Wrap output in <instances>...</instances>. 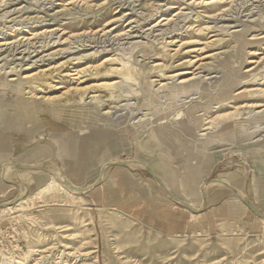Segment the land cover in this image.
Returning <instances> with one entry per match:
<instances>
[{"label": "rangeland", "instance_id": "rangeland-1", "mask_svg": "<svg viewBox=\"0 0 264 264\" xmlns=\"http://www.w3.org/2000/svg\"><path fill=\"white\" fill-rule=\"evenodd\" d=\"M19 184L0 264H264V0H0Z\"/></svg>", "mask_w": 264, "mask_h": 264}, {"label": "bare ground", "instance_id": "bare-ground-1", "mask_svg": "<svg viewBox=\"0 0 264 264\" xmlns=\"http://www.w3.org/2000/svg\"><path fill=\"white\" fill-rule=\"evenodd\" d=\"M187 81V80H186ZM186 81H183V83H186ZM181 83V82H180ZM38 100L41 98V97H36ZM143 167H145L143 165ZM32 166H28V168L26 170H35V169H31ZM145 168H148V167H145ZM53 174L54 176H56L57 178V181L60 182L65 188L67 189H70L72 193H77V192H80V191H83L82 188L74 185V183L72 184L69 180L66 179V177H64L60 172H54L53 171ZM9 178H10V172H9ZM100 182V181H99ZM16 184V183H15ZM52 186V185H51ZM27 188V186H26ZM26 194H22V196L18 199H16L15 201L11 202V203H8L6 205H0V209L1 208H9V207H12L14 205H16L19 201H21L24 197H25ZM238 196V195H237ZM244 204H246V197L243 195V194H240L239 196ZM247 205V204H246ZM13 208V207H12ZM19 208V207H18ZM255 213V212H254ZM256 214V213H255ZM257 215V214H256ZM258 216V215H257ZM260 217V216H259ZM260 218H264V217H260Z\"/></svg>", "mask_w": 264, "mask_h": 264}, {"label": "crops", "instance_id": "crops-1", "mask_svg": "<svg viewBox=\"0 0 264 264\" xmlns=\"http://www.w3.org/2000/svg\"><path fill=\"white\" fill-rule=\"evenodd\" d=\"M137 165H139L140 166V164H137ZM141 166H143V165H141ZM104 169V168H103ZM11 172V170H10V167H4V170H3V173H2V176H3V179L5 180V181H7V182H11L10 181V178H9V172ZM8 173V174H7ZM50 174H51V176H53L54 177V179H56L57 180V178H56V176H54V174H53V172L52 171H50L49 172ZM61 174L64 176V177H66L62 172H61ZM102 175H103V170L101 171V173H100V175H99V180L101 181L102 180ZM72 182V181H71ZM214 183H216V184H218V185H223V186H230V183L227 181V180H219L218 182H214ZM74 184H76V183H74ZM100 182L98 183V185L97 186H99L100 187ZM76 185H78V184H76ZM19 186H20V189L21 190H24V194H28V192H29V187L27 186V188H26V185H22V184H19ZM79 186V185H78ZM90 189H96L95 188V186L94 187H91ZM97 190V189H96ZM240 194L241 193H237V195H238V197L240 196ZM26 195H25V197H26ZM24 197V198H25ZM23 198V199H24ZM23 201V200H22ZM255 205H257L256 207L258 208V210L261 212V213H263L264 214V208H262L260 205H258V204H256L255 203ZM263 220H264V218H262Z\"/></svg>", "mask_w": 264, "mask_h": 264}, {"label": "water", "instance_id": "water-1", "mask_svg": "<svg viewBox=\"0 0 264 264\" xmlns=\"http://www.w3.org/2000/svg\"><path fill=\"white\" fill-rule=\"evenodd\" d=\"M146 169H147V171H148V172H149L154 178H156V180L158 181V183H159V184L164 188V190L170 195V191H169L168 187H167L166 184H165V183H164V182H163V181L157 176V174H156L152 169H150V168H146ZM170 196H172V195H170ZM172 198H173L174 200H176V201H178V202L184 204L185 206H187L189 209L192 210L191 206H190L189 204H187L186 202L181 201V200H179L178 198H176V197H174V196H172ZM246 204H247V206H248L249 208H251V209L253 210V212H255L258 216H260V217H264V214L261 213V212L258 210V208H257L252 202L246 200Z\"/></svg>", "mask_w": 264, "mask_h": 264}]
</instances>
